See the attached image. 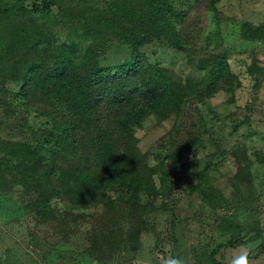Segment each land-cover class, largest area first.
I'll use <instances>...</instances> for the list:
<instances>
[{"label": "rangeland", "instance_id": "obj_1", "mask_svg": "<svg viewBox=\"0 0 264 264\" xmlns=\"http://www.w3.org/2000/svg\"><path fill=\"white\" fill-rule=\"evenodd\" d=\"M41 1L52 7L39 17ZM154 3L166 37L131 48L93 20L115 0H0V264H264V0ZM96 72L113 94L141 81L160 98L138 126H118L129 135L115 150L132 143L152 174L140 198L154 208L140 229L117 206L120 183L92 207L94 189L74 202L71 165L54 174L63 202L38 179L51 156L43 130L59 124L49 103L93 85Z\"/></svg>", "mask_w": 264, "mask_h": 264}, {"label": "trees", "instance_id": "obj_2", "mask_svg": "<svg viewBox=\"0 0 264 264\" xmlns=\"http://www.w3.org/2000/svg\"><path fill=\"white\" fill-rule=\"evenodd\" d=\"M115 2L120 6L111 11L100 10L93 18L96 28L101 29L102 33L108 31V41L116 39L125 44H133L130 46L131 48H137L144 44H151L153 39L166 37V26L157 24L156 15L159 12L155 11L154 0H141L140 3L130 4L129 7L125 2L119 3L117 0ZM51 7V2L41 1L34 8V14L39 17L44 16L49 13ZM13 8H17V6L15 5ZM65 12V16H74L72 11L66 10ZM124 18L130 27H124ZM159 19L162 20L161 16ZM131 27L132 30H130ZM96 28H92L91 31L94 32ZM157 29L159 35L156 34ZM111 31H115V34ZM261 31V28H251L247 29L246 33L259 35ZM99 37L102 38L100 33ZM170 44L177 45L174 41ZM95 49L94 60L103 55L100 45H96ZM94 75L96 81L93 85L84 87V90L78 94H76L78 90L67 93L58 90L62 94L54 98V104L49 103L48 107L51 111L48 113H56L59 124L53 126L55 133L52 130H43L44 143L50 144L51 156L50 161L44 164L43 170H41L42 175L38 179L47 181L44 188L48 191L49 197H57L63 202L66 199V193L61 191V183L55 181L54 174L62 173L63 166L71 165L76 169V176L69 177V185L73 182L74 192H77L74 202L83 196L86 189H94L96 193L94 197L85 201L89 202V206L92 207L99 203H106L108 188L120 183L125 192H123L124 196H120V199L117 200V206L120 205L122 215L130 213V218L133 220L128 224L136 225L140 229L142 223H145V220L141 219L142 216L154 208L153 202L140 198L147 192L153 191L152 174L150 177L148 172L151 170L144 162V156L132 143L127 142L126 146L122 148L119 146L121 150H115L121 143L120 138L123 139L124 135H129L128 130L120 129L118 126L123 125L128 129L138 126L136 123L139 120L136 118L157 109L156 106L160 103L158 101L160 98L155 92H150L151 89L148 91L138 89L141 81H135V87L132 88L130 83H127L120 91L123 92V95H120L119 92L113 94L112 87L114 85L111 86L107 83V87L104 89L101 87L103 74L99 76L96 72ZM73 86L79 87L76 84ZM27 93L26 91L25 94ZM76 96H79V102L85 101L84 109L78 107ZM38 103L34 102L35 109ZM131 117L134 120H131ZM126 120L128 121L125 123ZM70 137H72L71 140ZM102 166L105 168V177L103 174L92 183L91 181L87 183L91 177L90 174H92L91 170ZM35 187L40 188L41 186L37 184ZM68 205L71 206V203L68 202Z\"/></svg>", "mask_w": 264, "mask_h": 264}, {"label": "clouds", "instance_id": "obj_3", "mask_svg": "<svg viewBox=\"0 0 264 264\" xmlns=\"http://www.w3.org/2000/svg\"><path fill=\"white\" fill-rule=\"evenodd\" d=\"M209 103H213V101L209 100ZM231 264H247V261L245 257L237 256L232 260Z\"/></svg>", "mask_w": 264, "mask_h": 264}]
</instances>
